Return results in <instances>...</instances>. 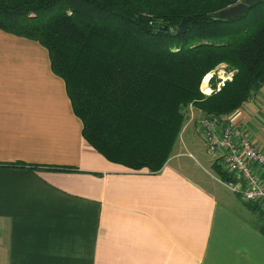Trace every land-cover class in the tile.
Segmentation results:
<instances>
[{"label":"crops","instance_id":"1","mask_svg":"<svg viewBox=\"0 0 264 264\" xmlns=\"http://www.w3.org/2000/svg\"><path fill=\"white\" fill-rule=\"evenodd\" d=\"M219 120L264 152V81ZM195 122L159 170L114 163L83 138L46 48L0 29V264H264L258 214L200 169L215 158Z\"/></svg>","mask_w":264,"mask_h":264},{"label":"trees","instance_id":"2","mask_svg":"<svg viewBox=\"0 0 264 264\" xmlns=\"http://www.w3.org/2000/svg\"><path fill=\"white\" fill-rule=\"evenodd\" d=\"M238 1L0 0V29L46 48L90 146L126 168L155 172L170 157L186 107L219 118L264 81V17L236 27L264 0L240 17H220ZM182 19L184 32L176 30ZM218 64L232 79L205 94L201 81ZM214 158L219 177L231 179ZM233 195L256 211L264 235V206Z\"/></svg>","mask_w":264,"mask_h":264},{"label":"built area","instance_id":"3","mask_svg":"<svg viewBox=\"0 0 264 264\" xmlns=\"http://www.w3.org/2000/svg\"><path fill=\"white\" fill-rule=\"evenodd\" d=\"M232 76V69L220 65L204 76L201 90L205 94L219 90ZM212 77L215 78L213 85L210 82ZM198 124L208 153L218 158L223 170L232 176L228 180L215 177L216 180L230 191L241 194L244 200L264 206V177L260 178L252 168V163H257L264 173V152L256 148L234 120L221 123L219 118L203 115Z\"/></svg>","mask_w":264,"mask_h":264},{"label":"rangeland","instance_id":"4","mask_svg":"<svg viewBox=\"0 0 264 264\" xmlns=\"http://www.w3.org/2000/svg\"><path fill=\"white\" fill-rule=\"evenodd\" d=\"M240 1V0H239ZM264 9V5H260V6H256L255 8H252L250 10H248L247 14L245 17H243L241 20H238L236 21V27H243V26H251L253 27L252 23L255 22V20H258L259 18L260 19H263L264 17V14L262 13ZM218 13V12H217ZM220 64H218L216 67H214L213 69H217L219 67ZM229 67V66H228ZM213 69H211L210 71H213ZM210 71L208 73H210ZM216 71V70H215ZM216 73H213V76H215ZM212 75V73H211ZM215 78L213 77V81L210 80V82H214ZM203 82L204 81H201V84H200V89L203 85ZM184 110H186L187 112V116L185 118V121L189 118L191 119V121L193 119H195V125L197 126V124L199 123V120L200 118L203 116V115H209V114H204V112H202L200 109H195L193 106H188L186 107ZM210 117H212L210 115ZM221 117V116H220ZM218 118V117H217ZM182 130V129H181ZM180 130V132H181ZM180 134V133H179ZM204 142V146L206 147L205 145V141L203 140ZM206 149V148H205ZM207 151V149H206ZM208 153V151H207ZM203 154L206 155V153L203 151ZM211 155V154H210ZM204 162V161H202ZM201 162V165L203 167H201L200 169L204 172H206L205 175H207V177H210L215 183H217L216 185L220 188V190L222 191V193H224L225 195H229L228 193H232L228 188L224 187L221 183H219L215 177H219L217 171H216V168L212 165L211 162H207V163H202ZM222 166V165H221Z\"/></svg>","mask_w":264,"mask_h":264},{"label":"water","instance_id":"5","mask_svg":"<svg viewBox=\"0 0 264 264\" xmlns=\"http://www.w3.org/2000/svg\"><path fill=\"white\" fill-rule=\"evenodd\" d=\"M261 0H241L236 2L233 5H230L226 8H224L221 12H220V17L222 18H227V17H240L242 16L245 11L247 10V8L250 5L256 4ZM162 31L167 30V26L163 25L162 27L159 28ZM176 30L180 31V32H184L186 30V26H185V21L184 19L181 20V22L177 25Z\"/></svg>","mask_w":264,"mask_h":264},{"label":"clouds","instance_id":"6","mask_svg":"<svg viewBox=\"0 0 264 264\" xmlns=\"http://www.w3.org/2000/svg\"><path fill=\"white\" fill-rule=\"evenodd\" d=\"M241 1V0H240ZM208 74V73H207ZM204 78V77H203Z\"/></svg>","mask_w":264,"mask_h":264}]
</instances>
